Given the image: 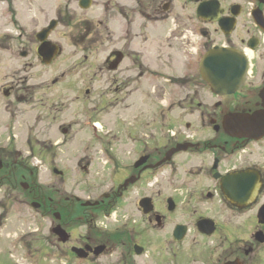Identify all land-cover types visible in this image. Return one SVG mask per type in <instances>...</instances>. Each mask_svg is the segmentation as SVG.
<instances>
[{
  "label": "flooded vegetation",
  "instance_id": "1",
  "mask_svg": "<svg viewBox=\"0 0 264 264\" xmlns=\"http://www.w3.org/2000/svg\"><path fill=\"white\" fill-rule=\"evenodd\" d=\"M127 1L131 7L120 2L116 7L123 28L120 50L111 52L101 70L108 74V91L116 95V105L110 107L134 114L118 115L122 121L117 119L89 139L79 132L98 127L97 120L90 116L81 125L85 129L74 119L58 127V132L69 138L66 145L76 148V152L68 154L77 161L75 174L79 178H74V188L83 192L60 198L41 193L37 184L41 166L33 169L25 159L12 158L11 147L6 143L11 126L0 117V229L10 218L22 223L28 210H33L39 222L50 221L49 234H56L58 227L69 234L71 239L65 245L55 238L60 246L69 245L66 248L70 254L75 257L73 248L85 250L86 264H95L121 248L126 262L121 259L120 264H147L138 260L150 259L149 241L127 244L123 241L125 234H168L169 246L162 255L152 258V264H264V0ZM110 3L106 4L107 13ZM138 21L142 23L137 24ZM151 28L154 30L150 32ZM151 36L172 38L165 41V57L172 58L175 64L179 62V67L171 66L161 77L170 78L166 82L175 86L176 99L169 98L163 108L146 119L139 107L145 106V100L150 102L151 93L140 94L132 86L137 84L136 78L147 73L134 53L146 42L155 45ZM174 40H184L186 47L193 48L177 49V54L173 46H179ZM214 48L233 50L247 59L245 81L234 94L214 93L203 80L200 65ZM193 60L198 63L196 70L191 67ZM192 80L197 88L206 87V100L199 92H187ZM8 86L0 87L4 99L12 91L11 87L5 89ZM85 94L89 95L88 90ZM8 106H4V112ZM39 107L40 122L53 115V123H57L55 104L46 109L40 101ZM171 111L179 115L173 119ZM4 112L0 110V116ZM167 116L169 125H163L166 132L159 134L155 121L166 122ZM177 124L184 128L175 131ZM44 135L38 132L37 142L45 144L40 139ZM64 142L50 144V149ZM178 146L183 151L158 166ZM52 153V166L62 164V160H56V152ZM122 158L132 159L125 169L120 163ZM99 167L103 171L98 172ZM107 167L106 176L111 180L104 175ZM52 171L63 177L56 167ZM235 175H242L247 181L243 190L230 193L227 188L231 184L226 185L223 179ZM165 179L176 181V194L162 198L159 186ZM140 188L146 192L140 198H131ZM178 191L186 192L183 201ZM143 201L148 203L147 208L141 205ZM149 209L150 213H145ZM77 228L94 236L85 238L82 244L70 245L74 241L70 234H75ZM175 234L185 237L176 241ZM100 247L106 251L97 257L95 250Z\"/></svg>",
  "mask_w": 264,
  "mask_h": 264
},
{
  "label": "rangeland",
  "instance_id": "2",
  "mask_svg": "<svg viewBox=\"0 0 264 264\" xmlns=\"http://www.w3.org/2000/svg\"><path fill=\"white\" fill-rule=\"evenodd\" d=\"M79 1L0 0V87L8 84L9 86L5 89L12 88L9 98L4 99L0 96V110L4 112V106L9 105L5 114L3 113L4 116L2 113L0 116L8 120L11 126V136L9 139L7 138L6 143L11 147L13 159L21 158L22 161L25 159L29 167L33 169L41 166L37 184L41 193L51 198L69 197L72 194L83 193L82 191L78 192L73 185L74 178H79L75 174L76 158L71 155L76 152V148H70L71 144L66 145L69 138H64L58 132V127L61 124H68L71 119H74V122L80 124V128L85 129L81 125H84L83 121L90 116L93 120H97L98 127L92 126L89 127L88 132H79L81 137L87 139L93 134H99L101 130H106V125L111 126L117 119L122 121L118 115L127 114L131 117L134 114V111L122 112L118 107L123 105L116 107L118 109L110 107L116 105V95L112 94L113 91H108V74L101 70L111 52L120 50V31L123 32V28L116 7L119 2L127 7H131L132 4L127 0H93V6L89 10H82L78 6ZM110 1L111 10L107 13L106 4ZM52 20H57L58 27L52 32L49 40L60 46L62 53L51 66H45L37 52L39 43L36 35ZM139 23L142 21L137 22V24ZM152 30L154 29L151 28L150 32ZM149 39L154 41L152 45H155H150V47L146 42L147 44L144 43L139 49L136 48L138 51L134 53L140 63L144 65L143 71L147 73L143 78H136L137 84L132 86L139 89L140 94L151 93L150 102L145 100V106L139 107L144 111L143 115L146 119H149L156 109L163 108L169 102V98L176 99L175 86L166 82L170 78L161 77L166 76L165 72L171 70V66L179 67V62L175 64L172 62V58L165 57L167 54L165 41L172 40V38L160 37V40L159 36H151ZM174 42L179 46H173V50L177 54V49L193 48L186 47L183 43L184 40H174ZM22 53H27L28 57H22ZM191 54L196 58L193 51ZM84 57L87 59L85 60ZM188 65L190 66V64ZM192 65V69L196 70L197 60H193ZM189 66L188 69H190ZM54 81L57 83L53 84ZM173 82H176L175 79ZM85 90H88L89 95L85 94ZM206 90V87L197 88L194 80L187 87L188 93L199 92L204 100L207 99ZM77 97L80 99L76 100ZM40 101L43 102L46 109L51 108L53 104L56 105L57 123H53V115L47 121L40 122L38 120L41 111ZM188 104L189 101L187 106ZM87 112L91 113L86 114ZM178 115L174 111L170 112L173 119ZM164 122L160 119L155 121L159 134L166 132L163 125H169L168 116ZM178 125H176V129L173 126L172 128L175 131L184 128ZM76 128L78 131L80 130L79 127ZM38 132L46 134L40 138L46 141L45 144L37 142ZM58 142L64 143L53 145L54 147L50 149V144ZM54 151L57 154L56 160H62V164L52 166L54 158L52 152ZM70 152L71 154H68ZM48 155L51 157L48 158ZM99 162L102 163V161ZM131 162L130 158H122L120 163L125 169V166ZM55 167L63 173V177L53 173L52 169ZM100 171L103 170L99 167L98 172ZM108 172L107 167L104 175L107 180H111V177L106 176ZM166 180L159 186L163 194L162 198L176 194V181ZM144 192L146 191L140 188L133 192L131 198H140ZM137 193H140V196ZM178 193L182 195V197L179 196V199L183 201V194L186 192L178 191ZM49 227L50 221L39 222L36 212L33 210H28L27 217L22 223L10 218L0 229V233H2L0 234V264H86V262L73 258L66 248H69V245L60 246L56 238L48 233ZM37 230L41 232L34 234L33 232ZM70 235L74 240L69 243L70 245L82 244L85 238L94 236L93 234H83V230L80 228L75 230V234ZM192 236L191 234L189 238ZM123 241L127 244H134V242L144 244L149 241L147 246L150 249V259L138 260L147 264H152V258L156 259L158 255H162L169 246L168 234H125ZM123 250L121 248L119 251L110 252L95 264H120ZM64 253L67 256H64ZM130 260L131 258L128 261L130 262ZM121 261L126 262L125 259ZM158 263L155 262V264Z\"/></svg>",
  "mask_w": 264,
  "mask_h": 264
},
{
  "label": "water",
  "instance_id": "3",
  "mask_svg": "<svg viewBox=\"0 0 264 264\" xmlns=\"http://www.w3.org/2000/svg\"><path fill=\"white\" fill-rule=\"evenodd\" d=\"M82 9H88L90 7L89 0H82L79 4ZM57 21L50 23L47 29H44L41 33L37 35V40L41 43L38 48V54L43 59L46 65H49L54 58L61 52L60 48L48 41L50 33L57 28ZM27 54H23L25 57ZM120 63V58L117 59L116 65ZM247 61L244 56L236 51L225 49V48H214L206 54L204 57L200 71L203 76V80L209 85L214 93L220 95H231L234 94L239 87L243 84L246 76ZM181 146L170 151L167 157L162 163L171 159L172 155L176 152L181 151ZM1 168V164H0ZM247 180L243 178L242 175L229 176L223 179V183L226 185L231 184L227 191L230 193H237L239 190L244 189V184ZM242 182V186H238ZM133 183V181H131ZM128 185V184H126ZM170 206L173 204L169 201ZM141 205L147 208L148 203L143 201ZM150 209L145 213H149ZM55 235L59 238V242L67 243L69 241V236L66 232L58 227L55 229ZM210 235V234H208ZM185 237V234H175V240L181 241ZM88 249V248H87ZM105 247H100L95 250V256H100ZM137 254H140L137 248H135ZM73 252L78 255L81 259H86L88 256L86 252L82 249H73Z\"/></svg>",
  "mask_w": 264,
  "mask_h": 264
}]
</instances>
